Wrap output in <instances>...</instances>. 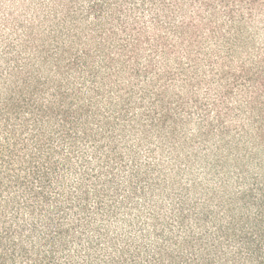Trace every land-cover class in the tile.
Returning a JSON list of instances; mask_svg holds the SVG:
<instances>
[{"label":"trees","instance_id":"16d2710c","mask_svg":"<svg viewBox=\"0 0 264 264\" xmlns=\"http://www.w3.org/2000/svg\"><path fill=\"white\" fill-rule=\"evenodd\" d=\"M0 264H264V0H0Z\"/></svg>","mask_w":264,"mask_h":264}]
</instances>
